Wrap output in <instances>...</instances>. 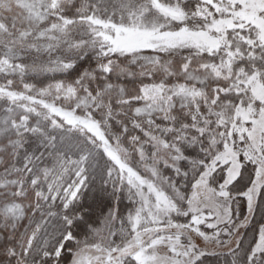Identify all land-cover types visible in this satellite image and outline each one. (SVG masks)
Returning a JSON list of instances; mask_svg holds the SVG:
<instances>
[{
  "label": "snow or ice",
  "instance_id": "1",
  "mask_svg": "<svg viewBox=\"0 0 264 264\" xmlns=\"http://www.w3.org/2000/svg\"><path fill=\"white\" fill-rule=\"evenodd\" d=\"M0 264H264V0H0Z\"/></svg>",
  "mask_w": 264,
  "mask_h": 264
}]
</instances>
